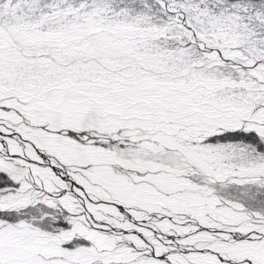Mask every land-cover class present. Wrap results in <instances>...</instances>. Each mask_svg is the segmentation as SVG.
<instances>
[{
	"label": "snow or ice",
	"instance_id": "obj_1",
	"mask_svg": "<svg viewBox=\"0 0 264 264\" xmlns=\"http://www.w3.org/2000/svg\"><path fill=\"white\" fill-rule=\"evenodd\" d=\"M0 264H264V0H0Z\"/></svg>",
	"mask_w": 264,
	"mask_h": 264
}]
</instances>
